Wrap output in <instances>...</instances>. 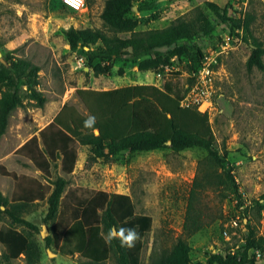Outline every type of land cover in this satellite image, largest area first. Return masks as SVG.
Listing matches in <instances>:
<instances>
[{
	"label": "rangeland",
	"instance_id": "obj_1",
	"mask_svg": "<svg viewBox=\"0 0 264 264\" xmlns=\"http://www.w3.org/2000/svg\"><path fill=\"white\" fill-rule=\"evenodd\" d=\"M151 1L154 2L151 11L139 12L140 4H136L130 16L139 21V26L135 33L119 34L120 38L142 36L180 19L195 27L198 35L194 42L185 41L184 53L173 59V66L160 73L141 72L132 63L119 62L111 75L96 77L86 65L79 66L82 56L70 49L64 33L73 27L101 30L114 36L101 19L106 0H95L92 8L86 7L81 12L65 7L62 0H0L1 59L7 62V55L12 54L38 66L39 85L35 91L47 100L44 108H37L35 101L25 100V107L14 112L7 133L0 139V166L16 175L34 171L32 164L25 163L16 151L48 126L65 104L87 114L77 90L170 83L184 94L189 91L188 95L193 88L189 89L193 78L191 60L196 58L198 50L210 55L227 44L226 53L211 74L209 102L199 108L209 113L216 137L213 148L226 158L225 169L217 166L208 152L198 148L180 153L169 148L122 152L105 161L92 160L87 151L74 175L66 176L59 168L53 169V179L66 177L67 188L129 195L136 214L152 218L151 231L144 238L143 264H156L166 257L179 238L188 240L195 264H206L210 255L226 254L244 245L249 221L257 237L264 238V71L247 70L251 48L232 34L227 24L217 25L211 36H204L197 22L204 15L215 19L207 9L208 2L227 7L230 16L235 18L253 14L252 30L264 43V0H143ZM3 60H0V70ZM227 173L234 177L242 207H238L239 201ZM14 183L12 177L0 174V191L9 200ZM28 210L23 217L40 230L34 233L42 255L39 264H80L83 261L46 247L42 237L44 228L48 234L50 228V224L43 223L48 211L46 200ZM188 219L197 229L191 236L184 231ZM232 220H238V228L230 227ZM9 224L5 217L0 227ZM227 227L229 239L223 234ZM2 253L0 245V255ZM257 254L261 256L257 249L250 251L251 256ZM0 261L26 264L24 256L11 263ZM104 264H117L114 255ZM257 264H264V260L260 258Z\"/></svg>",
	"mask_w": 264,
	"mask_h": 264
},
{
	"label": "trees",
	"instance_id": "obj_2",
	"mask_svg": "<svg viewBox=\"0 0 264 264\" xmlns=\"http://www.w3.org/2000/svg\"><path fill=\"white\" fill-rule=\"evenodd\" d=\"M94 1L86 0V6L92 8ZM136 4H140L139 12L154 9L153 1L106 0L101 19L114 36H108L101 30L73 27L65 31L70 49L85 58V67L91 69L96 77L111 75L119 62L132 63L141 72L160 73L162 69L173 66V59L184 53L182 44L185 41L193 43L196 39L195 27L180 19L163 29L149 30L142 36L120 38L119 34L135 33L139 26V21L130 16ZM206 6L215 19L202 16L197 22L200 34L211 36L217 25L227 24L230 32L251 48L247 70L264 71V43L252 30L254 15L235 18L230 16L227 7L214 2H208ZM196 55L191 60L193 78L189 89L196 83L205 56L201 50ZM6 59L7 65L4 64L0 70V86L4 88H0V139L7 133L14 112L25 107V100L35 101L37 108H44L47 101L35 91L39 85L40 68L12 54ZM188 92L184 94L170 83L161 86L128 85L111 90H77L88 115H82L65 104L48 126L16 151L31 161L45 182L28 176L18 177L0 166V174L15 181L11 200L0 191V222L5 217L10 221L8 226L0 227V245L3 248L0 259L11 263L24 256L26 264L40 263L41 250L34 238V233L40 230L23 214L28 213V208L36 201L46 200L48 211L43 223L50 224L49 234L44 239L47 248L53 247L64 256H77L83 260L80 264H104L112 254L117 264H143L144 238L151 231L152 218L136 214L129 195L67 188L69 182L66 177L52 179L53 169L60 165L64 175H72L78 160V145L88 147L94 161H105L122 152H152L169 148L180 153L198 148L208 152L213 162L225 169L226 158L213 148L216 137L209 113L201 112L198 106L182 105ZM89 116L96 118L93 127L98 129V134L83 126ZM227 178L237 195L238 207H242V197L238 194L234 177L227 173ZM246 226L244 245L226 254H212L206 264H257L256 255L254 258L249 256V252L256 249L264 260V238L257 237L250 221ZM120 227L133 228L139 234L135 247L122 248L118 239L107 242L109 229ZM184 229L188 236L197 231L189 219ZM191 253L188 240L179 238L170 253L156 264H195Z\"/></svg>",
	"mask_w": 264,
	"mask_h": 264
},
{
	"label": "built area",
	"instance_id": "obj_3",
	"mask_svg": "<svg viewBox=\"0 0 264 264\" xmlns=\"http://www.w3.org/2000/svg\"><path fill=\"white\" fill-rule=\"evenodd\" d=\"M63 3L69 7L70 9L81 12L86 9V0H83V3L80 4V6L77 8L76 7V0H72V2H66V0H62ZM227 50V44L226 45H221L220 49L216 51H212L210 55H205L200 69L198 71V74L196 76V83L193 86V88L190 90V93L184 98V101L182 103L183 106H200L205 103L209 102L210 98V88H211V74L213 73L214 69L219 63L220 57L226 53ZM79 66L83 67L85 66V58L82 57L78 60ZM230 227L233 229H236L239 227L238 225V220H232L230 222ZM224 236L229 239L230 233H229V228L227 227L223 231ZM233 253V252H232ZM250 258H254L253 256L250 255ZM256 258L259 260L261 258L260 254L256 255Z\"/></svg>",
	"mask_w": 264,
	"mask_h": 264
},
{
	"label": "clouds",
	"instance_id": "obj_4",
	"mask_svg": "<svg viewBox=\"0 0 264 264\" xmlns=\"http://www.w3.org/2000/svg\"><path fill=\"white\" fill-rule=\"evenodd\" d=\"M66 2H72V0H66ZM83 0H76V7L78 8ZM96 123V118L94 116H89L87 120L84 121L85 128L93 129L94 134H98V129L93 126ZM113 239H118L120 246L122 248L131 249L135 247L137 240L139 239V234L133 228L120 227L118 229L110 228L107 233V242H111Z\"/></svg>",
	"mask_w": 264,
	"mask_h": 264
},
{
	"label": "crops",
	"instance_id": "obj_5",
	"mask_svg": "<svg viewBox=\"0 0 264 264\" xmlns=\"http://www.w3.org/2000/svg\"><path fill=\"white\" fill-rule=\"evenodd\" d=\"M130 85H137V84H130ZM140 85H142V84H140ZM150 85V84H149ZM126 86H128V85H126ZM120 87H124V86H120ZM119 86L118 87H115V88H104V89H102V90H111V89H116V88H120ZM64 107V106H63ZM62 107V108H63ZM72 107H74V106H72ZM75 108V107H74ZM76 109V108H75ZM62 110V109H61ZM61 110L57 113V115L61 112ZM77 110V109H76ZM80 114H82V115H88V113L87 114H83V113H81L79 110H77ZM56 115V116H57ZM55 116V117H56ZM54 117V118H55ZM54 118L52 119V121L54 120ZM51 121V122H52ZM50 122V123H51ZM78 146H80V145H78ZM77 149H78V160H77V164H76V167H75V170H74V172H73V175L76 173V171H77V166H78V164H79V161H80V159L83 157V155H84V153H85V155L87 154L86 152L88 151V147H83V146H80V148H78L77 147ZM88 153H89V151H88ZM23 157V156H22ZM25 160V163H27V164H32L31 163V161L29 160V159H27V158H25V157H23ZM32 166L34 167V171H29V172H21V173H18L17 174V176L18 177H20V176H28V177H32V178H36V179H39V180H41L42 182H45V180L42 178V176H41V172L39 171V170H37L36 168H35V166L32 164ZM58 168L60 169V171L62 172V170H61V166L60 165H58ZM59 171V172H60ZM63 173V172H62ZM71 176V175H70ZM52 177H53V174H52ZM62 177H64V176H62ZM53 179V178H52ZM14 189H15V183H14V185H13V189H12V194H11V199H12V196H13V193H14ZM39 202L38 201H36L35 202V205L36 204H38Z\"/></svg>",
	"mask_w": 264,
	"mask_h": 264
},
{
	"label": "water",
	"instance_id": "obj_6",
	"mask_svg": "<svg viewBox=\"0 0 264 264\" xmlns=\"http://www.w3.org/2000/svg\"><path fill=\"white\" fill-rule=\"evenodd\" d=\"M0 60H3V59H1V53H0ZM3 63H4L5 65H7V62L4 61V60H3ZM168 144L170 145L171 143L168 142ZM47 236H48V230H47L46 228H44V230H43V232H42V237L45 239Z\"/></svg>",
	"mask_w": 264,
	"mask_h": 264
}]
</instances>
